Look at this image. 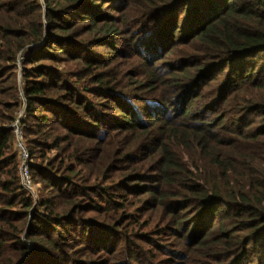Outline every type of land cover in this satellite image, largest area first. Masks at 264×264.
I'll use <instances>...</instances> for the list:
<instances>
[{
    "label": "trees",
    "instance_id": "16d2710c",
    "mask_svg": "<svg viewBox=\"0 0 264 264\" xmlns=\"http://www.w3.org/2000/svg\"><path fill=\"white\" fill-rule=\"evenodd\" d=\"M0 264H264V0H0Z\"/></svg>",
    "mask_w": 264,
    "mask_h": 264
},
{
    "label": "built area",
    "instance_id": "2783aa9c",
    "mask_svg": "<svg viewBox=\"0 0 264 264\" xmlns=\"http://www.w3.org/2000/svg\"><path fill=\"white\" fill-rule=\"evenodd\" d=\"M24 60L22 56H20L18 60V64L21 67V63ZM22 92L20 93V101L23 100L21 96ZM26 118L25 108L22 107L17 112L14 120L10 127L12 128L13 136H14V150L18 156L20 161V168H19V175H20V182L22 186L28 191L31 192L33 184L30 177L29 165L30 159L25 147L24 137H23V128H24V120Z\"/></svg>",
    "mask_w": 264,
    "mask_h": 264
},
{
    "label": "rangeland",
    "instance_id": "374dc122",
    "mask_svg": "<svg viewBox=\"0 0 264 264\" xmlns=\"http://www.w3.org/2000/svg\"><path fill=\"white\" fill-rule=\"evenodd\" d=\"M17 66H18V68H17L18 69V72H17V82H18V87H19V84L21 86V83H20V77H21L20 70H21V67H20L19 64H17ZM20 93H21V89L19 88L18 89V92H17V99H19V100H21L20 97H19L20 96ZM21 96H22V94H21ZM24 142H25V140H24ZM32 184H33L32 190H31V192H28V195L31 194L32 198H34L36 200L37 199V195H38V189L40 188V185L39 184H35L33 182H32Z\"/></svg>",
    "mask_w": 264,
    "mask_h": 264
}]
</instances>
